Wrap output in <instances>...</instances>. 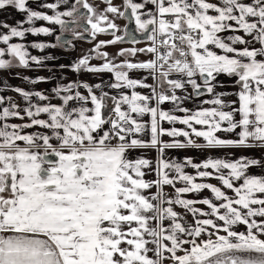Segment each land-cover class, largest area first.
Segmentation results:
<instances>
[{
  "label": "snow or ice",
  "instance_id": "1",
  "mask_svg": "<svg viewBox=\"0 0 264 264\" xmlns=\"http://www.w3.org/2000/svg\"><path fill=\"white\" fill-rule=\"evenodd\" d=\"M100 3L106 7L90 0L39 4L50 10L47 14L28 7V0H0V10L12 7L26 14L17 26L0 24L7 30L0 32V70L55 59L30 55L24 43L13 42L26 33L53 36L54 28L33 26L44 21L59 26L61 35L55 36L56 44L32 43L31 48L73 47V40L87 34L93 48L67 67L112 75V82L94 85L57 84L52 92L60 105L33 103V96L49 97L14 88L27 105L21 110L0 95V264H264V175L249 174L262 161L239 157L194 163L185 157L178 162L166 154L169 149L264 147V0ZM147 4L154 8L146 9ZM129 10L146 47L110 56L103 49L124 43L125 37L133 45L141 42L116 22ZM225 32L233 34L220 35ZM100 34L112 39L97 41ZM138 53L150 59H128ZM93 59L102 63L93 65ZM133 71L146 75L132 78ZM221 74L235 77L239 91L217 92L224 87ZM229 95L237 99L226 100ZM188 101L198 104L189 108ZM166 104L172 107L165 110ZM42 114L47 118H39ZM25 117L26 123L10 122ZM34 126L47 131H25ZM221 132L237 139L216 135ZM148 148L157 152L155 163L129 158L130 151ZM188 167L195 175L185 172ZM152 172L155 178L146 179ZM208 179L218 180L232 195L204 182ZM203 190L213 199L183 198ZM174 207L184 209L192 222Z\"/></svg>",
  "mask_w": 264,
  "mask_h": 264
},
{
  "label": "crops",
  "instance_id": "2",
  "mask_svg": "<svg viewBox=\"0 0 264 264\" xmlns=\"http://www.w3.org/2000/svg\"><path fill=\"white\" fill-rule=\"evenodd\" d=\"M44 2H55V0H28V7L32 8L33 10L45 12L47 14H51L50 10L40 8L38 5ZM143 0H137V3H141ZM215 2V0H213ZM154 6L151 4L146 5V9H153ZM5 12L0 10V24L2 23H7L10 26H17L18 22H23L26 18L25 13H11L9 10L5 9ZM35 27H50L54 28L55 32L54 35L56 34V26L53 25H48L44 21H35L34 25ZM24 27L27 28L29 25L24 24ZM6 29L0 28V32H6ZM233 33L230 32H225L221 33L220 35L222 36H227L231 35ZM243 35L242 33H236ZM39 38L38 36H33L30 33H26L25 38L23 40H20L19 38H14L13 42L15 43H24L25 46L27 47L28 52H34V48H31L30 45L32 43H37ZM48 41V42H47ZM46 42L48 44H52L49 39H46ZM211 47V46H210ZM239 47V46H237ZM219 53V50H216ZM45 57L47 56H53L55 57L54 60H49V65L47 67L43 68H23V67H18L15 66L11 69H6V70H0V95L12 100L15 102L19 108L22 110L24 107H26V102L23 100L22 97H20L15 91L12 89L14 88H21L25 91H31V92H41L45 94L46 96L49 97V100L47 101H39L35 96L32 97V102L37 103V104H46V103H51L54 105H60L62 102L58 98H54V94L52 92V89L57 85V84H67L69 82H81V83H88L89 85H94L96 83H103V82H112V75L110 73H87L84 71H81L79 73L73 72L70 70L67 65H70L75 62V60L68 55V57L65 55H61L57 50L53 48H49L45 52ZM58 58H62L59 61H57ZM124 57H121L120 60H123ZM129 59V57H128ZM70 60V62H69ZM78 60V57H77ZM76 60V61H77ZM119 60V61H120ZM118 61V62H119ZM101 63H93V65H99ZM60 65H65L66 67L61 68ZM146 75L144 72H138V71H133L130 73V76L132 78H143V76ZM27 77L29 78L28 80H25L24 78ZM46 78V82H38V83H31V80L38 79V78ZM218 80L223 83L224 87L223 88H217L216 91H224L228 93H236L239 91V86H234V81L235 77H228L226 75L221 74L218 76ZM148 83H152L151 80L148 81ZM6 85V87H5ZM105 91H109L110 94H116L115 90H111L108 88L104 89ZM81 93L86 95V91L84 89H80ZM124 91H129V90H124ZM137 91H145L142 89H137ZM189 91L191 89L189 88ZM209 97H201L200 99H207ZM226 100L232 101L236 100L237 97L235 95H229L225 97ZM198 104V101L196 103H193V101H188L186 103V106L189 108H194ZM79 105L76 104L75 102H70V107H78ZM90 106V105H89ZM238 107V103L236 105ZM172 106L170 104L164 105L165 110L170 109ZM204 107H208L205 105ZM23 114V112L21 113ZM178 115H182L180 113H177ZM39 118L41 119H46V115L42 114ZM237 119H239V116L237 115ZM148 117H144V121L147 122ZM11 123L15 124H21V123H26L28 122L27 117H25L24 121H21L19 119H12L10 121ZM165 128H169L170 125L165 123L163 125ZM176 127L182 128V125L177 124ZM199 127V126H197ZM28 133H44L47 130L39 128V126H34L31 129H26L25 130ZM217 136L224 138V139H237L236 136L232 133H217ZM144 139H148V136H145ZM162 139H164L166 142H170L171 138L165 136ZM180 140H183V137L178 138ZM196 143L198 144H203L204 141L202 138H196ZM166 154L169 158H175L178 162H183L185 157H190L192 158L194 163H201L208 158H220V159H227V160H235L239 157H246L249 159H258L262 161V164L259 166H254L249 169V174L251 175H264V147H249V148H185V149H169L166 150ZM143 156L145 158H148L155 163L156 157H157V152L155 149L148 148V149H136L133 151L129 152V158L130 159H135L137 157ZM147 171V170H146ZM208 171H212L209 169ZM226 171V170H225ZM185 172L188 174L195 175V170L192 169L191 167L185 168ZM155 178V173H149L148 176H146V179H154ZM197 182H201L200 180H197ZM204 182L213 184L217 187H221L222 190L226 191L227 194L232 195L230 190H225L223 189L222 185L220 182L216 179H208ZM240 182H237V185ZM182 186L181 184H177V187ZM154 191V190H153ZM165 191L169 194L174 193V189L171 188L170 186L165 187ZM183 198L185 199H202V198H209L213 199L212 194L208 190H203L200 193H189L186 194ZM195 207L200 208V209H206L205 205L202 204H197ZM174 210L179 212L184 218L191 223L192 222V217L190 214H187L184 209L180 207H174ZM236 228L239 231H244L245 226L243 225H237Z\"/></svg>",
  "mask_w": 264,
  "mask_h": 264
},
{
  "label": "flooded vegetation",
  "instance_id": "3",
  "mask_svg": "<svg viewBox=\"0 0 264 264\" xmlns=\"http://www.w3.org/2000/svg\"><path fill=\"white\" fill-rule=\"evenodd\" d=\"M134 2H137V0H134ZM122 5H123V2H122ZM6 9L9 10V11H11V13L15 12V9L12 8V7H7ZM4 10H1V11L5 12ZM122 10H123V8H122ZM128 16L130 17V10L128 11ZM122 20L124 21V26H123V28H121L122 30L124 29L125 25H127V31L131 34V36H134L135 38L141 36L140 33H138L136 31V29H135V22L133 20H132L131 24L129 22V19H127L126 17L125 18H122ZM132 26H133V28H132ZM56 31H57L56 34L53 35V36H43V35H39V38H38L37 43H46V44H48L47 43L48 41L46 42V39H49L52 44H56L57 42L55 40V36L56 35H61V31L59 29V26H56ZM119 34L120 35H123L124 32L121 31ZM104 36H109V35L100 34V35L97 36V41H100V39L106 41V39H103ZM63 37L65 39H70L71 38L70 35L67 34V33H64L63 34ZM109 37H111V36H109ZM110 39H112V37L109 38V39H107V40H110ZM128 40H129V38L128 37H125V42L124 43H117L115 45H109V46H107L105 48H110V47H115V46H125V45H127V48H129L128 46L133 45V44L130 43V42H128ZM79 41L85 42L87 44H92L93 46H94V43H95V42H92L91 41V37L90 36H88L87 34H85V38L83 40H73V45H74L73 47H68L67 45H63L62 46L60 44H57V46L55 48H53V49L57 50L61 55H63V56L66 55L68 57V55L74 53V51L76 49V44ZM141 42H143V41H141ZM93 46H92V48H93ZM48 49L49 48H46L43 52L39 51L38 49H34V52H29V53H31L34 56L40 57V58H46L44 55H45L46 50H48ZM87 49H89V48H85V50H87ZM121 49H125V48H121ZM60 59H62V58H58L57 61H59ZM49 62H50L49 60L44 59L43 65L38 66V65H35V64H31L28 68L37 69V68L47 67L49 65ZM69 62H70V60H69Z\"/></svg>",
  "mask_w": 264,
  "mask_h": 264
},
{
  "label": "rangeland",
  "instance_id": "4",
  "mask_svg": "<svg viewBox=\"0 0 264 264\" xmlns=\"http://www.w3.org/2000/svg\"><path fill=\"white\" fill-rule=\"evenodd\" d=\"M90 2H92L93 4H99L101 9H103L104 7H106L105 5H103L102 3H100V0H90ZM122 2H123V0H113V3L116 6H121L122 7ZM13 13L14 14L15 13H18V11L15 9V12H13ZM116 22L120 25L121 28H123L124 21L122 19H119ZM109 38H111V37H109V36H104L103 37V39H106V40L109 39ZM146 43H147L146 41H143V42H140V43H136V45H130L128 47L129 48H132V47L143 48V47H146ZM92 46H93L92 44H87L85 42L79 41L76 44V49H75L74 53L70 54V57H72L76 61L77 60V57L79 59L83 55L89 54ZM85 48H89V49L85 50ZM121 48L127 49V45H125V46H115V47H110V48H104L103 51L107 52L110 56H114ZM120 59H121V57H117V61H119ZM129 59L130 60H133L134 62L135 61H145V60L150 59V56H147V55L138 53L136 57H129ZM98 62L99 63H102L101 60H96V59H93V60L90 61L91 64L98 63Z\"/></svg>",
  "mask_w": 264,
  "mask_h": 264
},
{
  "label": "water",
  "instance_id": "5",
  "mask_svg": "<svg viewBox=\"0 0 264 264\" xmlns=\"http://www.w3.org/2000/svg\"><path fill=\"white\" fill-rule=\"evenodd\" d=\"M126 18L129 19V22H130V24H131L132 19H131L128 15L126 16ZM132 28H133V26H132ZM136 39L139 40V41H145L144 38H143L142 36L137 37ZM53 159H54V158H53Z\"/></svg>",
  "mask_w": 264,
  "mask_h": 264
}]
</instances>
